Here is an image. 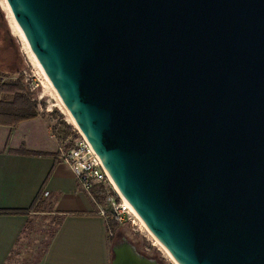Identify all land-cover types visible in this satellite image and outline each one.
I'll use <instances>...</instances> for the list:
<instances>
[{"label": "water", "instance_id": "obj_1", "mask_svg": "<svg viewBox=\"0 0 264 264\" xmlns=\"http://www.w3.org/2000/svg\"><path fill=\"white\" fill-rule=\"evenodd\" d=\"M113 183L177 264H264V0H5ZM111 264H160L127 241Z\"/></svg>", "mask_w": 264, "mask_h": 264}, {"label": "crops", "instance_id": "obj_2", "mask_svg": "<svg viewBox=\"0 0 264 264\" xmlns=\"http://www.w3.org/2000/svg\"><path fill=\"white\" fill-rule=\"evenodd\" d=\"M34 119L0 126V208H26L40 192L39 210L30 209L28 215L46 213L53 220L61 219L35 264H111L107 222L94 213L93 200L61 160L49 138L53 134L39 122L32 126ZM28 215L0 213V264Z\"/></svg>", "mask_w": 264, "mask_h": 264}, {"label": "rangeland", "instance_id": "obj_3", "mask_svg": "<svg viewBox=\"0 0 264 264\" xmlns=\"http://www.w3.org/2000/svg\"><path fill=\"white\" fill-rule=\"evenodd\" d=\"M26 48L27 46L16 29L4 1L0 0V71L18 70L21 74L22 80L27 87L28 95L35 102L39 110V115L35 117L37 119L33 120L32 126L33 124L38 126L37 122H39L40 126L45 125L47 127L49 135L52 133L54 136V138L50 136L49 138L55 143L56 150L59 154L60 145L63 144L67 146L68 143L67 141L61 143L63 140H60L53 133L54 124H58V120L63 119L72 126L73 130H76V125L66 113L65 107L60 104L53 91L47 86L43 75L35 62H33L34 60L28 52V48ZM35 80H37L38 85L34 86ZM105 190L107 195H112L114 193L112 187L108 186ZM102 201H104V198ZM48 207V205H44V208L47 209ZM50 216L46 213L32 215L30 223L31 229L28 230L27 235L22 237L19 241L17 247L18 253L14 264H19V262L22 263L32 255L40 252L44 246L42 240L48 237V229L53 227L56 221V219H51ZM109 232L108 245L111 260L113 257V245L124 239L129 242L139 254L147 258L155 259L160 264H175L167 251L158 241L152 238L138 219H136L135 223H116L114 228Z\"/></svg>", "mask_w": 264, "mask_h": 264}, {"label": "trees", "instance_id": "obj_4", "mask_svg": "<svg viewBox=\"0 0 264 264\" xmlns=\"http://www.w3.org/2000/svg\"><path fill=\"white\" fill-rule=\"evenodd\" d=\"M39 115V110L35 102L28 95L27 87L22 80L21 74L18 70H8L0 71V125H13L21 120L37 117ZM58 124H54L53 133L60 139L64 140L68 136L73 134L72 126L63 119L58 120ZM69 145V142H68ZM99 188H94L93 192L98 198L102 200L106 194H99ZM42 193H38L32 199L31 203L26 208H0V213H20L28 215V211L39 210V207L42 203L40 196ZM32 216L28 215L27 219L22 226L14 244L10 248L8 254L6 255L4 262L2 264H14L15 258L17 256L18 244L22 237L27 235L28 230L31 229V219ZM61 222L60 218H56L55 224L53 227L48 229V237L42 240L44 246L38 254L32 255L29 259L24 260L19 264H35L39 262L43 255L45 254L47 247L54 236L55 231L58 229V226ZM116 221H109L106 226V230H111L114 228ZM50 230V231H49ZM109 239V237L107 238Z\"/></svg>", "mask_w": 264, "mask_h": 264}, {"label": "built area", "instance_id": "obj_5", "mask_svg": "<svg viewBox=\"0 0 264 264\" xmlns=\"http://www.w3.org/2000/svg\"><path fill=\"white\" fill-rule=\"evenodd\" d=\"M35 85H38L37 80L34 82ZM65 141L69 142V145H60L59 156L62 161L70 166L80 189L84 190L93 200L95 204L94 213L104 218L107 223L109 221L135 223L137 217L132 210L133 207L116 190L106 168L80 129L76 127L73 134L61 143ZM108 186L114 190L112 195L106 194L105 188ZM95 187L100 189L98 190L99 194H106L104 201H102L103 199L98 200L94 194L93 189Z\"/></svg>", "mask_w": 264, "mask_h": 264}, {"label": "bare ground", "instance_id": "obj_6", "mask_svg": "<svg viewBox=\"0 0 264 264\" xmlns=\"http://www.w3.org/2000/svg\"><path fill=\"white\" fill-rule=\"evenodd\" d=\"M3 1H4V4H5V6H6V9L8 10L9 15H10V17H11V19H12V21H13L15 27H16V29H17L18 32L20 33V35H21V37H22V40H24V43H25V45H26L27 48H28V52L30 53L32 59L34 60L33 62H35V64H36L37 67L39 68V71H40L41 74L43 75L44 80H45L47 86L53 91V93L55 94V96H56L57 99L59 100L60 104H62V106H64V104L62 103V101H61V99H60V97H59V95H58V93H57V91L55 90V88L53 87V85L51 84V82L49 81L48 77L45 75V73H44V71H43L41 65H40L39 62H38V60L35 59L34 55L32 54L31 50L29 49V47H28V45H27V43H26V41H25L23 35L21 34V32H20V30H19V28H18V26H17V24H16V22L14 21V19L12 18L11 14H10V11H9V9H8V6H7L6 2H5V0H3ZM27 48H26V49H27ZM64 107H65V106H64ZM64 109L66 110V113L68 114V116L70 117V119L72 120V122L76 125V127H78L77 124H76V122H75L74 119L72 118V116H71V115L69 114V112L67 111V109H66V108H64ZM114 187H115L116 190L120 193L119 189L117 188V186H116L115 184H114ZM120 194H121V193H120ZM131 208H132V207H131ZM132 210L134 211V213H135V215H136L138 221H139V222L141 223V225L145 228V230H146V231L152 236V238H154L156 241H158L157 238H155V236L150 232V230L147 228V226H146V225L143 223V221L140 219V217H139L138 214L135 212V210H134L133 208H132ZM158 242H159V241H158ZM159 244H161V243L159 242ZM161 245H162V244H161ZM162 247L167 251V249H166L163 245H162ZM167 253L169 254L168 251H167ZM169 255H170V254H169ZM170 258H172V257H170ZM172 259H173V258H172ZM172 259H171V260H172ZM173 261L175 262L174 259H173ZM175 264H177V263L175 262Z\"/></svg>", "mask_w": 264, "mask_h": 264}]
</instances>
